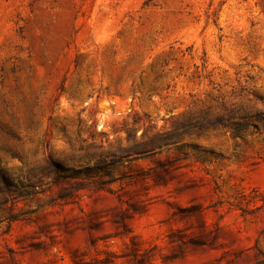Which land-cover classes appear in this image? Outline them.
<instances>
[{
	"label": "rangeland",
	"instance_id": "374dc122",
	"mask_svg": "<svg viewBox=\"0 0 264 264\" xmlns=\"http://www.w3.org/2000/svg\"><path fill=\"white\" fill-rule=\"evenodd\" d=\"M245 110L264 0H0V169L36 183L0 204V264H264Z\"/></svg>",
	"mask_w": 264,
	"mask_h": 264
},
{
	"label": "trees",
	"instance_id": "16d2710c",
	"mask_svg": "<svg viewBox=\"0 0 264 264\" xmlns=\"http://www.w3.org/2000/svg\"><path fill=\"white\" fill-rule=\"evenodd\" d=\"M237 117L239 118L237 121H231L230 123L235 132H239L240 130L250 127L262 130L264 127V111L262 110H245ZM49 165L54 172L55 181L76 177L83 172L88 174L89 172H92V170L99 171L106 168V166H103L102 163H99L94 166L93 169L91 167H87L85 170H81L80 168L73 166H66L64 163L52 158L49 161ZM106 172L109 171L106 170ZM0 185V192L5 194L0 201L1 205L8 203L12 197L17 199L20 197L30 196L34 194L36 190L35 182H28L25 184L22 180H14L5 169H0ZM13 216L14 215L11 212L5 215H0V223L4 220H10Z\"/></svg>",
	"mask_w": 264,
	"mask_h": 264
}]
</instances>
